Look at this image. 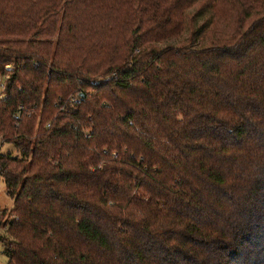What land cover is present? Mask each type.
Here are the masks:
<instances>
[{"label": "trees", "instance_id": "obj_1", "mask_svg": "<svg viewBox=\"0 0 264 264\" xmlns=\"http://www.w3.org/2000/svg\"><path fill=\"white\" fill-rule=\"evenodd\" d=\"M9 264H264V0H0Z\"/></svg>", "mask_w": 264, "mask_h": 264}, {"label": "rangeland", "instance_id": "obj_2", "mask_svg": "<svg viewBox=\"0 0 264 264\" xmlns=\"http://www.w3.org/2000/svg\"><path fill=\"white\" fill-rule=\"evenodd\" d=\"M0 153L11 154L14 157L19 156L18 151L13 145L9 143H3L1 139H0ZM13 208H14V200L10 196H8L6 192V184L4 182V179L0 176V213L4 210L10 211ZM0 237L10 239L6 233V230L3 228L0 229ZM0 264H9V258L4 252V246L1 241H0Z\"/></svg>", "mask_w": 264, "mask_h": 264}, {"label": "built area", "instance_id": "obj_3", "mask_svg": "<svg viewBox=\"0 0 264 264\" xmlns=\"http://www.w3.org/2000/svg\"><path fill=\"white\" fill-rule=\"evenodd\" d=\"M0 218H1V213H0Z\"/></svg>", "mask_w": 264, "mask_h": 264}]
</instances>
